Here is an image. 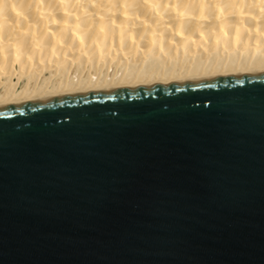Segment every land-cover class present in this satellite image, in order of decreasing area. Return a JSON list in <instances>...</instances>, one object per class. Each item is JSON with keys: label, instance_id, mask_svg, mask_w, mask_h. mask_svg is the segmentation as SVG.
Segmentation results:
<instances>
[{"label": "water", "instance_id": "1", "mask_svg": "<svg viewBox=\"0 0 264 264\" xmlns=\"http://www.w3.org/2000/svg\"><path fill=\"white\" fill-rule=\"evenodd\" d=\"M0 264H264V72L0 105Z\"/></svg>", "mask_w": 264, "mask_h": 264}, {"label": "bare ground", "instance_id": "2", "mask_svg": "<svg viewBox=\"0 0 264 264\" xmlns=\"http://www.w3.org/2000/svg\"><path fill=\"white\" fill-rule=\"evenodd\" d=\"M21 65L49 70L6 91ZM255 72L264 0H0V105Z\"/></svg>", "mask_w": 264, "mask_h": 264}, {"label": "clouds", "instance_id": "3", "mask_svg": "<svg viewBox=\"0 0 264 264\" xmlns=\"http://www.w3.org/2000/svg\"><path fill=\"white\" fill-rule=\"evenodd\" d=\"M5 7L7 8V5H5ZM35 49H36V54L39 55L41 57V62L43 63L44 60L47 59L46 55H45V49L48 48V45H45L43 43L42 40L37 41L35 44ZM112 51H116V50H112ZM117 55H124L125 59H129V58H135L137 55H139V52L137 50H131L128 52H124V53H116ZM93 55V53H89V56ZM106 55H109V53H106ZM151 55V50L147 49L144 52V56H148ZM32 59V55L29 54V60ZM49 69H47L46 67H36L35 65H32L29 68H26V66L21 65L18 72H17V78L15 79V81H10V83L6 84V91L8 92H12L14 91L18 85L20 84L21 80H27V82L24 84L23 88L20 89V94H24L25 92H27L29 84L33 83V80L35 78H38L40 74H42L44 71H48ZM35 73V77H29L26 73ZM49 79H51V77H49ZM45 83H47V81H45ZM19 94V95H20Z\"/></svg>", "mask_w": 264, "mask_h": 264}]
</instances>
